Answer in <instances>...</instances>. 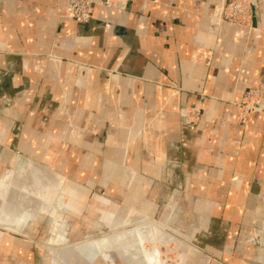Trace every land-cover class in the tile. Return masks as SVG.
Segmentation results:
<instances>
[{
  "label": "crops",
  "instance_id": "crops-1",
  "mask_svg": "<svg viewBox=\"0 0 264 264\" xmlns=\"http://www.w3.org/2000/svg\"><path fill=\"white\" fill-rule=\"evenodd\" d=\"M67 1L0 0V264H117L98 250L125 254L110 234L73 254L35 242L77 240L66 231L80 195L116 210L137 208L135 194L148 209L150 195H184L204 264H250L264 112L239 123L236 103L264 83V0L250 28L220 19L231 0H88L87 23L65 16ZM62 181L77 204L51 186L40 199Z\"/></svg>",
  "mask_w": 264,
  "mask_h": 264
},
{
  "label": "rangeland",
  "instance_id": "rangeland-1",
  "mask_svg": "<svg viewBox=\"0 0 264 264\" xmlns=\"http://www.w3.org/2000/svg\"><path fill=\"white\" fill-rule=\"evenodd\" d=\"M105 1L106 0H101L100 4L107 7H123L124 3L130 0L110 1L109 4H106ZM86 2L89 4L91 9V18L92 5L90 1L86 0ZM232 2H239L242 5L243 11L245 13V19L243 21L236 20L235 18L232 22L228 21V19L225 18V13L229 7V4ZM255 4L256 0H231L225 5L220 19L229 24L250 28L252 26V18L255 13ZM68 18L77 23H87L90 20L89 18L86 22H78L71 17ZM236 105L238 108L237 122L239 123H244L250 113L264 112V83H260L253 86L252 88H249L243 94L242 98L236 103ZM6 166L8 168V165ZM26 167L27 166L22 165V168ZM70 180L72 182V186L76 187L75 191H77L79 189L78 185H82V182L78 178H71ZM56 183L57 182H55V184ZM63 183L64 182L62 181L59 184V188H57V186L51 185L50 183L49 185L46 184L45 186H43V188H40V191H42L39 195L40 199L47 196L46 193L50 190V188L48 190V187L51 186V188L56 192H51L49 194V198H54L56 200L57 196L64 197L66 201L70 200V204L72 206L73 203L77 204V201L79 202L78 197L80 194L59 193V195L57 193L58 190H61ZM150 196L155 199V203L149 209L143 208V195L135 194L134 203L136 206H138L137 208H126L124 206H121L118 209L114 210L113 208H110L109 204L105 202L95 201V197L93 195H87L86 200L85 195H80L81 201H84L81 204L85 203L86 201L85 208L80 210H76V208H74L75 210H71L72 213L70 214L71 217H69V219L71 218V222L74 224H81L79 226L75 225V227L72 226L70 231L69 228H67L66 231V233H71L72 236L77 237V240L54 244L50 242L35 243L42 247L53 246L55 248L65 250L68 251V253L73 254L75 253L74 251L82 250L85 248V250H93L92 245L89 243L93 241H95V243L99 242L104 236L108 238L109 234L116 233L120 235L122 239H127V233L133 236V232L136 227L139 228L142 226H148V228H151L152 225H155L156 228L158 230H161L162 233L160 231H156L157 229L155 230L152 227V230H150L152 231V233L149 231L147 235V237L150 238L149 241H146L143 244L145 248L151 252H148V255H153L152 259L147 256L143 261V259L140 258V255L132 254L131 248H134L132 244H130L131 247L127 246L124 252L125 254L123 255H120V252H118V250H116L110 242H104L103 244L100 243L98 247L100 249L98 250L106 251L109 255L114 256L115 262H117V264H157V262L158 264H204V261L206 259L202 256V254L206 253V251L202 250V247L195 243L191 237V221H193L192 219L195 215L188 209L180 211V209L178 208L179 200H177V198L180 197L182 201L184 195H168L169 197L167 198V203L165 204L163 203V195L154 194ZM180 203L181 202H179V206H183V204ZM260 203L263 208L262 218L260 221L255 222L250 227L248 235L246 237V244L254 250V255L250 261V264H264V199H261ZM137 213L141 214V220H146L144 223H139L140 220H138V222L137 220L136 222L133 220H129L130 215L137 216ZM66 216H68V214ZM66 218L68 219V217ZM153 249L155 251L157 250V253H155ZM55 261L59 263L64 262L69 264L78 263L77 258L74 256L65 257L64 259H55Z\"/></svg>",
  "mask_w": 264,
  "mask_h": 264
},
{
  "label": "bare ground",
  "instance_id": "bare-ground-1",
  "mask_svg": "<svg viewBox=\"0 0 264 264\" xmlns=\"http://www.w3.org/2000/svg\"><path fill=\"white\" fill-rule=\"evenodd\" d=\"M45 180L47 181V182H51L52 181V178L51 179H48V177L47 178H45ZM51 180V181H50ZM57 181V180H56ZM32 183V182H31ZM27 185H28V183H27ZM26 184L24 185V186H27ZM29 187H31V186H29ZM25 200V197L23 196V198H22V202ZM141 216V214H139V213H137V216H134V215H130V217H129V220L130 221H135L136 222V220H137V222H138V220H140L139 221V223H144L146 220H141L142 219V217H140ZM151 223V222H150ZM147 224H149V223H147ZM144 225V224H143ZM146 225V224H145ZM152 227H153V229H157L156 228V226L154 225H152L151 226V228L149 227L148 228V226L147 227H145V226H142V227H139V228H137L136 227V229L134 230V234H133V236L131 235V234H129V233H127V239L126 238H123L122 239V237H120V235H118V234H116V233H113V234H110L109 236L113 239V241H117L119 244H118V248L122 251V252H125V249L127 248V246H129V247H131L130 246V244H132L133 245V249L131 248V252H132V254H137V255H140V258H142L143 259V261H144V259L147 257V256H149L151 259L153 258V255H148V252L149 253H151L150 251H148L146 248H145V246L143 245L146 241H149V239L150 238H148L147 237V235H148V233H149V231L150 230H152ZM127 231V230H126ZM156 231H160L161 232V230H156ZM155 231V232H156ZM151 233H152V231H150ZM162 233V232H161ZM167 234V233H166ZM137 236V237H136ZM132 238V239H131ZM137 238V239H136ZM175 238H177V237H175ZM158 239V238H157ZM127 240V241H126ZM134 240V241H133ZM152 240V239H151ZM156 242V241H155ZM154 243V242H153ZM184 243V242H183ZM147 244V243H146ZM145 244V245H146ZM163 245V244H162ZM169 245H171V244H169ZM161 246V245H160ZM88 249H90V248H88ZM90 251V250H89ZM88 251V252H89ZM153 251L155 252V253H157V250L155 251L154 249H153ZM167 251V250H166ZM129 252V251H128ZM127 252V253H128ZM168 253V252H167ZM170 253V252H169ZM199 253V252H198ZM165 256V255H164ZM155 260V259H154ZM158 260V259H157ZM156 260V261H157ZM151 261V260H150ZM162 262V261H161ZM205 262V261H204ZM149 263V262H148ZM150 264V263H149ZM152 264V263H151ZM155 264V263H154ZM157 264H158V262H157Z\"/></svg>",
  "mask_w": 264,
  "mask_h": 264
},
{
  "label": "built area",
  "instance_id": "built-area-1",
  "mask_svg": "<svg viewBox=\"0 0 264 264\" xmlns=\"http://www.w3.org/2000/svg\"><path fill=\"white\" fill-rule=\"evenodd\" d=\"M110 1L116 0H106V4H109ZM65 14L67 17H71L78 22H86L90 18L91 9L86 0H68L65 7ZM225 18L228 21L244 20L245 13L243 7L239 2H232L229 4V7L225 13Z\"/></svg>",
  "mask_w": 264,
  "mask_h": 264
}]
</instances>
